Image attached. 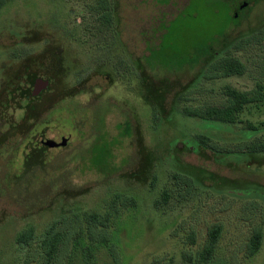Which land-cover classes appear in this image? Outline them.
I'll return each instance as SVG.
<instances>
[{
    "label": "rangeland",
    "instance_id": "obj_1",
    "mask_svg": "<svg viewBox=\"0 0 264 264\" xmlns=\"http://www.w3.org/2000/svg\"><path fill=\"white\" fill-rule=\"evenodd\" d=\"M98 1L6 0L0 8V264H43L39 244L53 220L110 214L115 195L131 199L109 219L115 252L101 230L73 246V227L52 264H206L214 225L222 233L209 264H264V153L224 154L196 140L223 148L264 138V107L236 125L181 112L222 105L225 86L264 85V36L233 50L264 31V0H109L110 26ZM82 21L88 30H76ZM14 50L30 56L11 60ZM228 53L245 73L205 80L207 65ZM247 121L258 130H246ZM171 173L193 180L188 201L177 200ZM165 188L171 200L156 210ZM249 201L260 212L246 218ZM256 226L262 246L244 258ZM30 229L33 240L18 245Z\"/></svg>",
    "mask_w": 264,
    "mask_h": 264
},
{
    "label": "trees",
    "instance_id": "obj_2",
    "mask_svg": "<svg viewBox=\"0 0 264 264\" xmlns=\"http://www.w3.org/2000/svg\"><path fill=\"white\" fill-rule=\"evenodd\" d=\"M63 1H72V0H63ZM6 0H0V8L5 3ZM98 8L101 12L100 21L102 22V26L106 25L110 26L112 21L110 1L109 0H99ZM83 20V16H82ZM89 24L79 23L76 25V30L83 29L84 31L88 30ZM108 27H106L107 29ZM264 36V31H260L257 34L252 36L243 38L234 44V51H242L246 47H249L254 44H258L261 42ZM30 56V52H20L17 50L12 51L10 59L18 60L25 59ZM246 71L245 65L238 59L233 56L231 53L226 54L225 56L217 59L215 61H211L204 71L203 78L205 80H216L223 78H231V77H239L242 76ZM79 81V80H78ZM81 81H79L80 83ZM221 93L225 96V101L220 106H207L204 108H190L183 107L181 112L184 116L189 118H195L203 121H212V122H220L224 124L236 125L238 123H242L240 116L246 112L249 108H254L259 110L261 107H264V85L257 83L255 89L251 92H242L231 86H225L221 89ZM187 95L182 96L181 98L184 101H187ZM158 117L154 120L157 125ZM246 130L248 131H257V127L254 126L251 122L247 121ZM196 140L205 147L210 149H216L218 152L224 154H246V155H254V154H262L264 153V138H256L253 140L242 141L236 144L228 145L223 148H216L213 146V142L204 136L197 135ZM44 149V148H43ZM48 150V149H47ZM171 184L170 187L173 188V192H176V198L179 202L188 201L197 190L193 180L183 174L179 173H171L167 178ZM155 180L151 182V187H154ZM169 187V188H170ZM169 188H165L162 190L159 197L154 201L153 206L156 210H161L171 200V192ZM221 199H225L222 197ZM131 203L130 198H122L120 195H115L110 202V209L112 212L110 214H106L105 216L100 215L99 213H84V214H73L66 215L60 218L53 220L46 228L40 244V259L43 260V264H52L56 259V254L60 245L66 239L68 233L70 232V228L75 230L71 237L76 236L74 238V245H76L77 241L83 236H87L91 240H96L95 231L101 230L103 233L100 236V241L102 244H109L110 251L112 253L115 252L117 247L115 245L110 244L111 234L107 233L109 231L110 217L112 214H117L121 210V206H125ZM229 203V202H228ZM226 209V205L224 206ZM245 209L250 213L246 218H251L255 214L260 212V206L255 201H249L245 204ZM223 210V209H222ZM182 227V223L179 225L178 231ZM69 229V230H68ZM68 231V233L66 232ZM222 233V227L220 225H214L208 231V240L207 247L203 251V262L209 264L212 259V251L217 245L219 241V237ZM34 230L30 229L27 232L21 234L16 242L18 245H27L29 241L34 238ZM194 233L190 232L186 235V240L189 243H192L194 240ZM262 228L261 226H256L252 230L251 237L246 245V251L244 253V258H251L255 256L261 246H262ZM77 240V241H76ZM71 243V241H69ZM71 246V244H70ZM83 250V254H87L90 248ZM90 254L84 256V260L87 261L86 258H90Z\"/></svg>",
    "mask_w": 264,
    "mask_h": 264
},
{
    "label": "water",
    "instance_id": "obj_3",
    "mask_svg": "<svg viewBox=\"0 0 264 264\" xmlns=\"http://www.w3.org/2000/svg\"><path fill=\"white\" fill-rule=\"evenodd\" d=\"M40 82V81H39ZM41 83H43V82H41ZM43 84H47V83H43ZM35 88H37V84H36V86H35ZM35 93H36V91H35ZM66 144V142L65 141H62V143H61V146H64ZM52 145H49V147H51Z\"/></svg>",
    "mask_w": 264,
    "mask_h": 264
}]
</instances>
